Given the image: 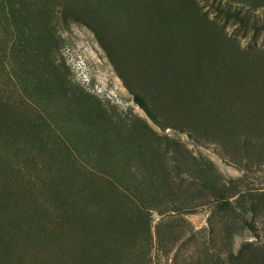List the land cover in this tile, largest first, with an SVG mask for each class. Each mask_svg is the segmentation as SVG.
Wrapping results in <instances>:
<instances>
[{
  "label": "rangeland",
  "instance_id": "374dc122",
  "mask_svg": "<svg viewBox=\"0 0 264 264\" xmlns=\"http://www.w3.org/2000/svg\"><path fill=\"white\" fill-rule=\"evenodd\" d=\"M0 264H264V0H0Z\"/></svg>",
  "mask_w": 264,
  "mask_h": 264
},
{
  "label": "trees",
  "instance_id": "16d2710c",
  "mask_svg": "<svg viewBox=\"0 0 264 264\" xmlns=\"http://www.w3.org/2000/svg\"><path fill=\"white\" fill-rule=\"evenodd\" d=\"M137 99L144 108H147L146 103L140 97H137Z\"/></svg>",
  "mask_w": 264,
  "mask_h": 264
}]
</instances>
